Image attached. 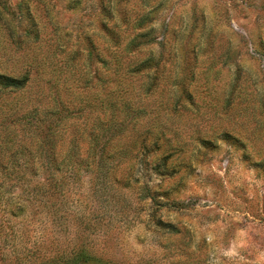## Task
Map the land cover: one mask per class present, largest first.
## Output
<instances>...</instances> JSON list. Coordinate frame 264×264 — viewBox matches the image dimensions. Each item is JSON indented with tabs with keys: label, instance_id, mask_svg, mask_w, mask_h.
I'll return each instance as SVG.
<instances>
[{
	"label": "rangeland",
	"instance_id": "rangeland-1",
	"mask_svg": "<svg viewBox=\"0 0 264 264\" xmlns=\"http://www.w3.org/2000/svg\"><path fill=\"white\" fill-rule=\"evenodd\" d=\"M26 75L0 264H264V0H0Z\"/></svg>",
	"mask_w": 264,
	"mask_h": 264
},
{
	"label": "trees",
	"instance_id": "trees-1",
	"mask_svg": "<svg viewBox=\"0 0 264 264\" xmlns=\"http://www.w3.org/2000/svg\"><path fill=\"white\" fill-rule=\"evenodd\" d=\"M29 81L30 79L27 75L21 78H13L10 76H0V89L5 90V91H14V90L24 89L28 85ZM1 135L2 134H0V155L3 154V152H5V150L7 149V148H4L6 143H4V137H1ZM50 142L51 144L48 146H49V149L52 150L53 144H52V141Z\"/></svg>",
	"mask_w": 264,
	"mask_h": 264
}]
</instances>
